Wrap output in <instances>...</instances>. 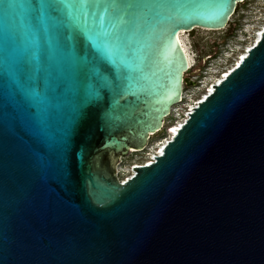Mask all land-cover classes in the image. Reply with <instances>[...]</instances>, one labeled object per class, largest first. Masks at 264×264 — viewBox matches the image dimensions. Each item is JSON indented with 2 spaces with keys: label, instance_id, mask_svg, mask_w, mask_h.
Masks as SVG:
<instances>
[{
  "label": "water",
  "instance_id": "obj_1",
  "mask_svg": "<svg viewBox=\"0 0 264 264\" xmlns=\"http://www.w3.org/2000/svg\"><path fill=\"white\" fill-rule=\"evenodd\" d=\"M242 1L88 0L79 39L93 53L101 44L112 87L75 125L63 175L51 145L71 92L43 125L27 96L0 115V264H264V29L163 153L118 177L183 99L179 34L225 28ZM20 2L0 0V43L6 6Z\"/></svg>",
  "mask_w": 264,
  "mask_h": 264
},
{
  "label": "snow or ice",
  "instance_id": "obj_2",
  "mask_svg": "<svg viewBox=\"0 0 264 264\" xmlns=\"http://www.w3.org/2000/svg\"><path fill=\"white\" fill-rule=\"evenodd\" d=\"M5 10L10 23L0 43V115L11 117L7 110L18 106L21 96H27L37 125H43L40 113L50 118L54 99L71 92V120L51 145L56 172L63 175L75 125L101 91L112 87L98 62L101 44L93 53L79 39L85 30L82 21L89 15L88 0H24L7 5ZM103 16L101 12V20ZM107 55L105 51L103 56ZM57 57L64 58L59 67L54 63ZM53 78L55 87L49 88Z\"/></svg>",
  "mask_w": 264,
  "mask_h": 264
},
{
  "label": "rangeland",
  "instance_id": "obj_3",
  "mask_svg": "<svg viewBox=\"0 0 264 264\" xmlns=\"http://www.w3.org/2000/svg\"><path fill=\"white\" fill-rule=\"evenodd\" d=\"M263 22L264 0H244L238 4L225 28H196L182 35L193 60V66L185 73L183 99L173 107L163 129L151 137L144 150L131 151L121 158L118 166V177L121 180L130 176L134 164L143 163L150 153L155 152L159 142L169 136L168 127L183 118L187 107L198 99L206 85L219 77L225 68L234 63L238 54L253 42L255 32Z\"/></svg>",
  "mask_w": 264,
  "mask_h": 264
},
{
  "label": "bare ground",
  "instance_id": "obj_4",
  "mask_svg": "<svg viewBox=\"0 0 264 264\" xmlns=\"http://www.w3.org/2000/svg\"><path fill=\"white\" fill-rule=\"evenodd\" d=\"M244 1V0H243ZM204 29H209V28H204ZM264 29V22H263V25L255 32V36H254V39H253V42L248 45L243 51H241L238 56L236 57L234 63L232 65H230L229 67L225 68L219 75V77H217L216 79L210 81L205 89H204V92L198 97L197 100L193 101L189 107H187V111L184 113L183 115V118L177 120L175 123H173L172 125H170L168 128V132H169V136L166 137L165 139H163L162 141L159 142L158 146L156 147V150L154 153H150V156L149 158L144 161L143 163H137L136 165L132 166L131 167V170L132 172L130 173V176L128 175L127 178H124L123 180H128L133 174L136 173L135 169H133L135 166L137 165H141V164H150L153 160H155V156L156 155H159V154H162L163 153V148L165 146V144L168 142V140H170L171 138H173L176 134H177V130L179 129L180 126H182L183 122L188 118L189 116V113L193 110L194 106H197V104L202 101L204 98H206L207 94L211 93L213 90H214V84H218L220 83L225 77L228 76L229 72L234 68L236 67L237 65L240 64V62L243 60V58L247 55L248 53V50L253 46L255 45L258 40L260 39L261 35H262V31ZM209 30H214V29H209ZM186 33L185 31H183L182 33L179 34V40L181 42V45L182 47L184 48L186 54H187V57L189 59V68H191L193 66V60L191 58V55L190 53L188 52L185 44H184V41L182 39V35ZM184 96V94H183ZM166 123V122H165ZM164 123V125H165ZM132 151H137L136 149H131ZM147 162V163H146Z\"/></svg>",
  "mask_w": 264,
  "mask_h": 264
},
{
  "label": "built area",
  "instance_id": "obj_5",
  "mask_svg": "<svg viewBox=\"0 0 264 264\" xmlns=\"http://www.w3.org/2000/svg\"><path fill=\"white\" fill-rule=\"evenodd\" d=\"M146 163H147V162H146ZM134 165H136V164H134ZM134 165H133V166H134ZM122 181H124V180H122Z\"/></svg>",
  "mask_w": 264,
  "mask_h": 264
},
{
  "label": "flooded vegetation",
  "instance_id": "obj_6",
  "mask_svg": "<svg viewBox=\"0 0 264 264\" xmlns=\"http://www.w3.org/2000/svg\"><path fill=\"white\" fill-rule=\"evenodd\" d=\"M122 161V160H121Z\"/></svg>",
  "mask_w": 264,
  "mask_h": 264
}]
</instances>
